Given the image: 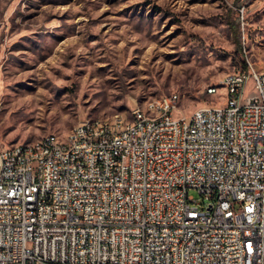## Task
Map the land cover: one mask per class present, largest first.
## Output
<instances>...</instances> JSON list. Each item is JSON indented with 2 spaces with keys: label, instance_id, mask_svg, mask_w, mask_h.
I'll return each mask as SVG.
<instances>
[{
  "label": "built area",
  "instance_id": "1",
  "mask_svg": "<svg viewBox=\"0 0 264 264\" xmlns=\"http://www.w3.org/2000/svg\"><path fill=\"white\" fill-rule=\"evenodd\" d=\"M221 85L1 149L0 264H264V71Z\"/></svg>",
  "mask_w": 264,
  "mask_h": 264
},
{
  "label": "rangeland",
  "instance_id": "2",
  "mask_svg": "<svg viewBox=\"0 0 264 264\" xmlns=\"http://www.w3.org/2000/svg\"><path fill=\"white\" fill-rule=\"evenodd\" d=\"M248 63L264 71V0H0V150L173 93L223 106Z\"/></svg>",
  "mask_w": 264,
  "mask_h": 264
},
{
  "label": "bare ground",
  "instance_id": "3",
  "mask_svg": "<svg viewBox=\"0 0 264 264\" xmlns=\"http://www.w3.org/2000/svg\"><path fill=\"white\" fill-rule=\"evenodd\" d=\"M215 94V93H212ZM179 112H182L181 109H179ZM101 119H114V116L112 118H101ZM87 121H95V119H87Z\"/></svg>",
  "mask_w": 264,
  "mask_h": 264
},
{
  "label": "trees",
  "instance_id": "4",
  "mask_svg": "<svg viewBox=\"0 0 264 264\" xmlns=\"http://www.w3.org/2000/svg\"><path fill=\"white\" fill-rule=\"evenodd\" d=\"M247 65H245V67H246Z\"/></svg>",
  "mask_w": 264,
  "mask_h": 264
}]
</instances>
